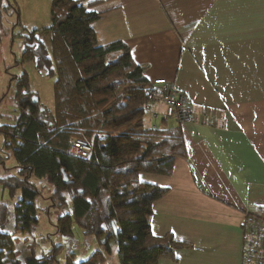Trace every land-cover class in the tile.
<instances>
[{
  "label": "trees",
  "instance_id": "obj_1",
  "mask_svg": "<svg viewBox=\"0 0 264 264\" xmlns=\"http://www.w3.org/2000/svg\"><path fill=\"white\" fill-rule=\"evenodd\" d=\"M4 1L24 42L21 63L32 62L40 74L53 78L54 107L46 109L30 91L25 72L16 79L18 116L14 124L0 125V136L17 174L0 177V187L11 199L18 192L20 197L12 233L3 230L8 208L0 202V264L53 260L29 256L22 263L14 249L13 237L37 224L40 191L31 178L45 179L56 194L71 196L70 212L56 220L57 233L70 235L75 225L104 246L79 262L69 254L65 264H101L111 242L120 264L175 259V251L186 245L172 235L155 237L150 229L152 204L167 189L142 183L139 175L172 173L175 159L186 156L182 131L163 118L155 127L145 123L151 81L125 43H98L91 24L101 14L89 9L109 0H50L51 25L43 30L49 32V49L38 38L42 30L22 26L15 0ZM76 140L90 145L88 160L68 153ZM62 171L72 184H64Z\"/></svg>",
  "mask_w": 264,
  "mask_h": 264
},
{
  "label": "crops",
  "instance_id": "obj_2",
  "mask_svg": "<svg viewBox=\"0 0 264 264\" xmlns=\"http://www.w3.org/2000/svg\"><path fill=\"white\" fill-rule=\"evenodd\" d=\"M15 6L27 30L50 27V0ZM89 11L101 14L91 24L100 45L125 43L147 80L173 81L195 112L179 126L186 156L172 173L139 175L167 189L152 235L186 245L159 264H241L246 218L264 219V0H109Z\"/></svg>",
  "mask_w": 264,
  "mask_h": 264
},
{
  "label": "rangeland",
  "instance_id": "obj_3",
  "mask_svg": "<svg viewBox=\"0 0 264 264\" xmlns=\"http://www.w3.org/2000/svg\"><path fill=\"white\" fill-rule=\"evenodd\" d=\"M45 22H50L49 12ZM14 24L13 10L7 7L4 0H0V125L14 124L16 121V79L23 72L28 76L30 91L38 96L40 103L49 110L54 107L53 78L40 74L32 62L21 63L24 42L19 36L20 29L14 27ZM38 38L44 46L49 47V32L41 31ZM148 119L146 116V124H150ZM2 148L3 139L0 136V177L16 175L11 153ZM30 182L40 191L35 200L37 224L30 231L13 237L14 249L18 252L17 259L20 262L23 263L27 257L33 256L52 257L53 260L48 262L49 264H65L69 254H72L75 262H79L85 260L93 251L104 249L93 235L83 233L75 225L70 235L57 233L56 220L70 212L71 196L66 191L56 194L52 185L45 179L31 178ZM19 197L18 192L15 198H9L7 192L0 187V202L8 208L7 224L3 230L8 233L14 230V206ZM101 264H120L117 247L113 242L110 243V253L106 254Z\"/></svg>",
  "mask_w": 264,
  "mask_h": 264
},
{
  "label": "built area",
  "instance_id": "obj_4",
  "mask_svg": "<svg viewBox=\"0 0 264 264\" xmlns=\"http://www.w3.org/2000/svg\"><path fill=\"white\" fill-rule=\"evenodd\" d=\"M147 104L144 110L155 121L162 117L174 126L191 124L195 120L194 109L187 95L178 90L173 81L157 78L151 81L146 95ZM162 106L161 114L152 107ZM155 127V123H152ZM90 145L84 140L74 141L68 153L88 160ZM241 264H264V219L254 216L246 218L242 226Z\"/></svg>",
  "mask_w": 264,
  "mask_h": 264
},
{
  "label": "water",
  "instance_id": "obj_5",
  "mask_svg": "<svg viewBox=\"0 0 264 264\" xmlns=\"http://www.w3.org/2000/svg\"><path fill=\"white\" fill-rule=\"evenodd\" d=\"M62 174H63V182H64V184L68 185V184H72L73 183V181L68 179V177L66 176L64 171H62ZM112 230H113L114 235H116V227H115L114 224H112Z\"/></svg>",
  "mask_w": 264,
  "mask_h": 264
}]
</instances>
